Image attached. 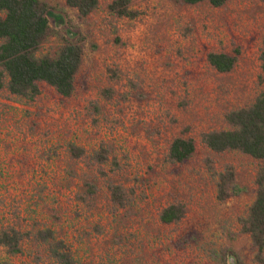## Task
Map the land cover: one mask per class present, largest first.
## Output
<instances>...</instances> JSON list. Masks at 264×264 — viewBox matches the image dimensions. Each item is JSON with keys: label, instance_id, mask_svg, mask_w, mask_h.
<instances>
[{"label": "rangeland", "instance_id": "rangeland-1", "mask_svg": "<svg viewBox=\"0 0 264 264\" xmlns=\"http://www.w3.org/2000/svg\"><path fill=\"white\" fill-rule=\"evenodd\" d=\"M43 1L65 11L76 27L70 30L85 35L87 45L72 97L46 84L33 102L0 92V230L29 235L20 255L0 248L2 260L53 264L48 246L35 239L51 230L79 264H224L216 254L227 249L255 264L239 219L255 199L264 161L213 153L201 135L228 130L225 115L264 92V0H229L222 8L133 0L131 9L141 14L135 20L113 17V0H100L85 20L65 0ZM60 44L51 38L40 55ZM236 49L241 56L231 73L208 63L210 53ZM109 89L111 100L102 94ZM179 137L193 138L196 153L171 165L167 154ZM71 145L85 156L73 158ZM101 148L109 152L103 165L91 160ZM208 161L216 173L234 166L248 192L219 202ZM109 183L127 191L126 208L112 203ZM87 184L97 194L88 197ZM177 202L187 207L185 219L161 223L162 210Z\"/></svg>", "mask_w": 264, "mask_h": 264}, {"label": "trees", "instance_id": "trees-1", "mask_svg": "<svg viewBox=\"0 0 264 264\" xmlns=\"http://www.w3.org/2000/svg\"><path fill=\"white\" fill-rule=\"evenodd\" d=\"M133 0H113L108 6L109 13L118 19L135 20L141 14L131 9ZM178 2L196 6L207 3L213 8L224 7L229 0H178ZM67 8L76 10L80 19L90 17L99 7L100 0H65ZM55 12L61 15L56 16ZM67 18V21L64 19ZM67 29L58 30L51 23ZM76 28L72 19L62 9L53 7L43 0H0V92L7 91L11 96L27 102H33L41 95V84L53 88L59 96L68 99L76 91V77L83 63L87 37ZM58 38L60 46L55 53L40 55L43 46L51 39ZM241 56L236 49L233 54L210 53L207 57L210 66L220 74L234 71ZM261 70L264 73V38L260 54ZM103 96L114 98L112 89L104 90ZM228 130L210 131L201 135V143L216 154L237 152L257 161H264V92L249 106L232 110L225 115ZM196 141L193 138L179 137L170 145L167 162L181 165L190 161L196 153ZM73 158L85 156L82 149L70 146ZM109 152L101 148L94 153L91 160L99 165L108 162ZM209 170L217 177V195L219 202L238 198L248 192L237 182L234 166L226 165L224 170L216 173L208 161ZM256 195L248 208L246 216L239 219L240 235H247L254 251L253 262L264 264V167L256 175ZM112 203L119 208H126L129 203L127 191L119 185L109 183ZM97 194L96 186L87 184V196ZM187 215L183 203H174L160 213V221L165 225L179 224ZM24 235L14 229L0 230V248L11 256L22 253ZM236 234L229 235L231 240ZM35 239L48 246L49 257L53 264H79L69 247L55 239L51 230L39 231ZM245 264L232 249H227L216 258L227 264ZM0 264L4 262L0 256Z\"/></svg>", "mask_w": 264, "mask_h": 264}]
</instances>
